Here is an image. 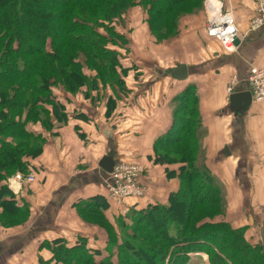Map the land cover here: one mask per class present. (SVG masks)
Returning a JSON list of instances; mask_svg holds the SVG:
<instances>
[{
    "label": "trees",
    "instance_id": "trees-1",
    "mask_svg": "<svg viewBox=\"0 0 264 264\" xmlns=\"http://www.w3.org/2000/svg\"><path fill=\"white\" fill-rule=\"evenodd\" d=\"M161 2L57 0L56 4L43 6L40 0H0L1 227L24 225L30 214L29 205L20 203L8 188V178L17 171L29 174L33 169L30 159L42 153L47 135L57 132L52 130L54 122L64 125L68 121L65 103L55 91L62 88L74 94L86 86L92 91L99 89L97 83L101 81L121 84L120 87L113 85L123 87L119 93L125 90L124 77L128 71L123 68V58L115 48L121 46L119 39L125 38L111 25L118 24L129 7L140 6L146 13L150 35L155 42H163L177 34L182 17L201 10L204 0H167L165 7L159 6ZM53 16L58 21L55 27L59 25V34L50 27ZM28 40L31 44L27 46ZM125 52H129L128 46ZM125 59L131 60L127 54ZM85 70H94L97 75L91 80ZM87 94L90 96L91 92ZM106 104L105 116H109L116 104L110 102L108 106V100ZM193 104L195 101L189 102L188 94L180 95L170 129L153 142L157 163L178 166L173 170L179 181L178 188L169 194L165 204L149 203L141 208L134 204L128 207L125 216L120 215L118 221L127 218L131 223L125 225L119 221L122 234L115 235L117 251H120L117 264H163L172 246L171 254L176 257L197 247L208 252L213 264H264V219L260 226L261 241L253 245V240L245 237V227L234 228L224 219L225 194H221L214 182L204 163L205 157L201 162L203 169L196 167L195 154L201 146L197 128L201 122L199 116L198 120L191 117L190 110L196 109ZM167 175L173 173L167 170ZM191 191L195 199L189 203ZM75 206L83 221L91 222V216L98 217L99 226L109 231L103 248L107 255L97 260L100 251L89 246L87 236L79 235L73 242L57 237L41 244L51 251L52 257L40 259L39 264H114L110 260L113 225L104 214L107 199L96 195L82 199ZM198 207L203 208L201 214L204 209L206 212L197 222L192 216ZM3 216L19 218V222L9 221L5 225ZM218 216L221 220H215ZM201 239L217 242L225 257L209 244L199 242Z\"/></svg>",
    "mask_w": 264,
    "mask_h": 264
},
{
    "label": "crops",
    "instance_id": "crops-1",
    "mask_svg": "<svg viewBox=\"0 0 264 264\" xmlns=\"http://www.w3.org/2000/svg\"><path fill=\"white\" fill-rule=\"evenodd\" d=\"M211 1H216L218 13L227 14L238 30L239 44L234 51L227 52L218 38L208 35L207 18L212 11L208 12L207 4ZM255 11L256 0H204L198 13L180 19L174 37L160 43H166L162 46L164 53L158 54L154 52L156 47H150L154 53L151 57L167 64L139 86L135 78L141 75H134L128 95L124 100L121 97L109 116L95 112L94 117L86 115L83 119L85 105L72 102L79 99L78 93L59 96L64 102L69 95L71 101L64 102L69 118L53 137H47L42 153L30 159L33 169L29 173L34 180L8 183L20 203L29 205L30 214L22 230L6 236L12 248L2 264L49 260L52 253L41 244L57 237L73 242L79 235L87 236L92 243L99 228L78 215L75 205L82 199L103 195L108 202L104 214L110 221L113 215L123 214L124 207L127 211L134 204L136 208L149 203L165 204L169 194L178 188L173 172L177 168L154 161L153 142L170 129L174 107L183 93L188 94L189 102L195 101L193 105L205 130L200 138L204 163L225 187L224 219L234 228L245 227L248 240L259 239L264 219V101L251 100L245 108L232 107L226 92L232 76L238 79L234 92L249 91L246 77L250 67L264 66V25L249 30ZM131 14L127 21L131 32L135 31L129 38L130 62L137 63L141 58L138 54L145 57L143 52L153 37L144 9L133 7ZM179 64L187 66L188 75L182 80L171 74ZM80 106L82 111H75ZM225 146L229 155L224 152ZM109 150L114 151L116 162L123 156L139 162L143 168L140 182L147 187L144 196L125 198L123 206L108 198V173L98 163ZM166 167L172 177L166 174ZM99 235L98 240L105 243L100 230Z\"/></svg>",
    "mask_w": 264,
    "mask_h": 264
},
{
    "label": "rangeland",
    "instance_id": "rangeland-1",
    "mask_svg": "<svg viewBox=\"0 0 264 264\" xmlns=\"http://www.w3.org/2000/svg\"><path fill=\"white\" fill-rule=\"evenodd\" d=\"M56 3H57V0H40V5H43V6H46L47 4L50 5V4H56ZM167 3H168L167 0L166 1L163 0V2H161L159 4V6L160 7H165V5H167ZM129 8L125 11V13H123V16L120 18V21L118 22V24L111 25L120 34H122L124 36V38H125L124 40L119 39L120 42H121V46L119 45V46H116L115 48H116V50H118V52H119L118 54H121V58H123L122 61H121L123 68H125L128 71V74L127 75L129 77L128 78H127V76L124 77V80L125 81L126 80H129V81H126L125 82V90H123V93H119V92L122 91L121 89L123 87H121V88H114V86H113V85H116V86L120 87L121 84H115V82H110L109 83V82H106V81H104V82L101 81V82H98L97 83L99 89H97V87H96L94 90H92L93 92L91 91V89L89 87L86 86V87L80 88L77 91L78 94L77 93L71 94L73 96L76 95V94L79 96V99L77 101L76 100H72V102H76V103L81 102V103H83L85 105L86 110H85V115L82 117L83 119H86L87 118L86 115H88V117L89 116L90 117H94L95 112L96 113L97 112L98 113H102L103 112L104 115H105L106 114L105 112H106V109H107V107H106L107 100H108V106H109L110 102L111 103L114 102L116 104L119 101L118 97H122L123 96L122 100H124V96H127L128 93H129V91H128L129 85L130 84H134V82H133L134 75H136V76L137 75H141L140 77L137 76V78H135L137 80V85L136 86H139L140 84H142V82H143L142 80H146V81L147 80H150L151 79V76L153 77V75L156 74V71L158 69H163V66L162 65L167 64L166 61H163L161 59H160L159 63H157L156 62V59L157 58L151 57V54H154V53L152 52V48H150V47H156L155 49H157V50H155L154 52H156L158 54L164 53L166 50H163V47L162 46H163V44H166L167 43V40L165 41L166 43L160 44L161 42L157 43L151 37H150V39H151V41H150L151 45H148L146 47V49L144 50V52H143V53H145V57H143L142 54H138L141 58H143V60H141V58H140V61H137V63L136 62L126 61L125 55L127 54V58H130L131 51L129 49V52L128 53L125 52V47H127V46L129 47V45H127L128 44L127 41L129 42L128 39L131 37L132 32L135 31V30H132V32H131V30H130L131 24L129 25V23L127 21L131 17V15H132L131 14L132 8L131 9H129ZM49 22H50L49 23L50 24V27L53 28V31L55 33L59 34V29L60 28H59V25L57 27H55V24H58V21L55 19V17L53 16V18L50 19ZM26 29L29 30L30 28L27 27ZM133 36H134V34H133ZM29 42H30L29 40L26 42V45L27 46L31 44ZM123 68H121V69H123ZM138 70H140V71L138 72ZM85 71H87L86 74H87V76H89V79H91V80H93L94 79V76L97 75V73L94 70H89V71L88 70H85ZM121 71H123V70H121ZM129 74H131L132 77ZM142 75H145V76H142ZM113 90H116V92H114ZM87 91L88 92H91V95L90 96L87 94ZM126 92H127V94H126ZM55 93L56 94H59V96H61L62 98H63V95L66 94L65 90H63L62 88H59L58 90H56ZM68 96L69 95H67L64 98V100H63L64 102H66L68 100L71 101L70 99H68ZM90 108L92 109L91 110L92 112L89 114L87 112V110L90 109ZM82 109H83V107L80 106V108L75 109V111H78V110H81L82 111ZM93 110H94V112H93ZM190 112H191L190 113L191 114V117H195V118L198 117V113H197V110L196 109L194 111L190 110ZM197 120H198V118H197ZM59 127H61L60 126V123L58 121H55L54 122V127H53L52 130L56 131L57 129H59ZM45 132H47V131H45ZM204 133H205V130L201 126H200V128H197V136H199V138H202V136H204L203 135ZM54 135H55V132L52 135H47V137L48 136H52L53 137ZM47 137L45 138L46 140H47ZM46 140H44L43 147L47 143ZM199 143H200L201 146L200 147L198 146L197 153L195 154V156L197 157L196 167L198 169L202 170L203 168H202L201 164H203V163H201V162H203V160H204V156H203L204 155V150L202 149L203 148V143H202L201 140H200ZM168 149H166V150H168ZM153 154H154V151H153ZM121 155H123V154H121ZM123 157L121 159L120 158H117L118 161L135 162V163H138L139 164V162H137L135 160H129L128 158L126 159V158H123ZM154 161L156 162V160H155V154H154ZM167 167L165 168L166 174H167V170H169ZM176 168H177V166H176ZM17 172H15L12 176H10L8 178V182L7 183H9V181L13 178V176ZM142 173H143V168H142L141 174ZM210 173L212 174V176L214 178V182L220 188L221 194L224 195L225 194V187H224V185H222V183L219 181V179L216 176H214L215 174H213V172L210 171ZM26 183H24V184H26ZM142 187L144 188V190H147V187L143 183H142ZM188 197H189V203H191V201L193 199H195L194 192L193 191L189 192V196ZM224 200H225V195H224ZM185 204L187 205L188 203L185 202ZM201 209H203V208H199L198 207L195 210V213L192 216L193 219H194V221H197L198 222L199 218L203 214H205V212H206L205 209H204V213H202V214H201ZM126 212H123V216H125L124 214ZM185 212H187L186 209H185ZM119 214L121 215V213H119ZM120 215H113V218H111V221H110L112 223V225H113V226L111 225L112 226V232L110 233V236H111V248H112L111 250L113 252V254H112V257L113 258L110 257V260H112V262L114 264H117V261H118V253L120 252L119 250L117 251L116 238H115V235L116 234H117V236H119V235L122 234V228H121V224H120L119 221H123V220H119L118 221V218L120 217ZM2 219L5 220V225H7L9 221L12 224L13 223L16 224V223L19 222V218L16 219L15 217L12 218V219H9V217L3 216ZM124 219H125V221H123V223L125 225H129L131 223L130 219H127V218H124ZM89 220H91V222L90 221L89 222L84 221V222L87 223V224H90V225H96V227L99 228V229L96 228L97 231L94 233V236H93V238L91 240L92 243H89V241H88L89 246L90 245H92V246L95 245L97 247V248H93V249H95V250L96 249H99L101 255H99V256L96 257L97 260H99L98 258L105 257L107 255L106 251H104V249H103L104 246H105L104 245V242L102 243V239L101 240H98L99 238H101V236L99 235V230L102 231V234L105 237L104 241L107 239L106 236H108L107 235V232L109 234V231L107 230V227H106V230L107 231H105L102 227L99 226L98 223H99L100 220H99L98 217L91 216L89 218ZM215 220H221V219L218 216V218H215ZM101 224L104 225L103 223H101ZM19 229L20 230L23 229V228H21V226H19V224H16V226H13L12 225V226H9V227L8 226L7 227L6 226L5 227H1V225H0V246H3V248L0 250V264L4 263L3 261L6 259V257L9 256V254L11 255L10 249L12 247H10L11 246L10 245V242H8V243L6 242V239H7L6 236L9 233H13L14 231L19 230ZM260 237H261V233H260ZM260 237H259V239L257 237H253V242H254L253 245H256V243L258 241L259 242L261 241ZM214 239H216V238H214ZM219 239L220 238H218V240ZM199 242L209 244L210 247H212L217 254H219L223 258L225 257L220 252L219 246H216V243L217 242L216 243H212L211 241L208 242V241L203 240V239H201ZM222 242H223V240L220 239V243H222ZM173 248H174V246H172L170 248V251H169L168 255L166 256L163 264H213L210 261L208 252H206L203 249H199L197 247H194L193 249H190L187 252H183L180 255H177L178 257H176V255L171 254ZM102 260H103V258H102ZM228 264H232V263L229 262Z\"/></svg>",
    "mask_w": 264,
    "mask_h": 264
},
{
    "label": "built area",
    "instance_id": "built-area-1",
    "mask_svg": "<svg viewBox=\"0 0 264 264\" xmlns=\"http://www.w3.org/2000/svg\"><path fill=\"white\" fill-rule=\"evenodd\" d=\"M215 6L213 5V9ZM264 25V0H256L255 15L251 18L249 30H256ZM207 32L208 35L215 36L219 39L222 47L227 52L234 51L236 45L234 39L237 37L238 30L232 23L231 18L227 14L218 16L210 15L207 18ZM248 89L251 94V99L254 102L264 101V66H251L246 77ZM238 83L236 76H232L226 86L227 94L234 92ZM142 168L135 162L118 161L115 163L113 170L108 174L106 179V189L108 198L119 205L124 204L125 198H138L144 195V188L140 182ZM32 182L34 175L31 173L24 175L17 172L9 181L12 182ZM126 208H123V212Z\"/></svg>",
    "mask_w": 264,
    "mask_h": 264
},
{
    "label": "water",
    "instance_id": "water-1",
    "mask_svg": "<svg viewBox=\"0 0 264 264\" xmlns=\"http://www.w3.org/2000/svg\"><path fill=\"white\" fill-rule=\"evenodd\" d=\"M234 44H239V39L236 37L234 39ZM171 74L179 80L185 79L188 75L187 73V66L185 64H179L175 68L171 69ZM229 102L232 107H240L245 108L251 103V94L250 91H243V92H233L229 95ZM224 152L226 155H229V148L226 146L224 147ZM114 151L109 150L108 154L104 155L98 165L102 167V169L106 173H110L113 170V167L115 165L114 160Z\"/></svg>",
    "mask_w": 264,
    "mask_h": 264
},
{
    "label": "bare ground",
    "instance_id": "bare-ground-1",
    "mask_svg": "<svg viewBox=\"0 0 264 264\" xmlns=\"http://www.w3.org/2000/svg\"><path fill=\"white\" fill-rule=\"evenodd\" d=\"M213 5L215 6L214 9L213 8ZM207 8H208V12L211 13V15H214V16H218V4L216 3V1H211L207 4ZM212 9V10H211ZM209 16V15H208Z\"/></svg>",
    "mask_w": 264,
    "mask_h": 264
}]
</instances>
